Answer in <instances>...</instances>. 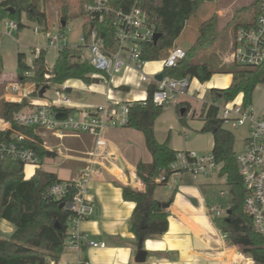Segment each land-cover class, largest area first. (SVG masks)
Listing matches in <instances>:
<instances>
[{
    "label": "trees",
    "instance_id": "1",
    "mask_svg": "<svg viewBox=\"0 0 264 264\" xmlns=\"http://www.w3.org/2000/svg\"><path fill=\"white\" fill-rule=\"evenodd\" d=\"M213 0H140L139 6L146 14V20L155 31L160 33L156 42L145 41L140 45L142 59L160 60L168 56L174 48L175 40L184 29L186 21L196 12L204 2ZM80 2V12L86 16ZM8 7L14 8L10 13ZM67 2L63 0L61 11L65 21ZM250 19L240 25L251 24L258 14L257 0H251L248 4ZM25 12L29 21L44 24L46 14L35 0H7L1 8V15L10 17L19 23L20 13ZM87 23L83 24L84 32ZM107 31L111 39L112 28L101 26ZM104 33L105 36H107ZM222 35V30L217 26V17L211 16L198 25V35L192 45L184 50L185 54L178 59L173 66H164V76L173 78H197L200 82L210 79L214 73L231 74V82L225 88H211V100L223 98L229 100L238 93L243 94V103L251 104V95L255 86L264 83V64L252 67L236 62L223 63L217 56H208L205 59H196L195 53L200 49L211 48ZM1 66V58H0ZM48 74L46 78L44 75ZM79 79L85 83L99 82L105 76L96 70L92 64L82 58L80 45L71 47L63 45L56 51V57L51 66L46 65L45 51L41 50L35 55L31 64L25 61V54L17 55V67L15 80L20 83L30 82L35 90L43 85H59L67 79ZM155 84L147 87L145 99L132 100L129 110V118L126 127L140 131L144 137V143L151 155L149 162L138 161L136 164V176L146 185L145 190L135 189L130 185L122 186L123 198L135 203L130 218V229L136 240L161 235L168 229V213L153 197L154 189L158 185H165L170 175L181 172L179 168H172L170 164L176 159L178 152L168 145V140L159 141L154 132V121L161 113L163 106L152 101V92ZM27 105L24 97L20 101L1 100L0 119L12 122L13 116ZM180 124L186 125L187 113L190 104L181 101L174 105ZM184 111L180 114V109ZM195 112L191 114L193 117ZM198 116L202 119L201 132H211L213 135V148L211 155L219 165V175L225 178L229 187L230 222L224 220L221 231L225 234V242L228 246L239 248L240 252L250 257L258 264L264 263V237L257 233L253 227L251 217L245 212L243 198L244 187L238 171L233 150L234 136L226 129L223 121L218 116L216 106L204 102L201 105ZM0 139L15 140V136L8 131L20 132L24 137L21 143L33 149L40 158V163L46 156V148L42 138L34 131L19 128L0 121ZM34 139V140H33ZM37 140V141H36ZM25 164L19 160L5 157L0 159V219L8 221L14 229L9 238H0V264H45L48 260H54L58 264V258L63 251L64 240L67 236L68 224L73 212L67 207L75 190L71 189L65 196L54 198L48 194L53 183L61 181L56 173L37 168L29 178H24ZM158 179V180H157ZM64 203L61 206V203ZM252 264V262H251Z\"/></svg>",
    "mask_w": 264,
    "mask_h": 264
},
{
    "label": "built area",
    "instance_id": "2",
    "mask_svg": "<svg viewBox=\"0 0 264 264\" xmlns=\"http://www.w3.org/2000/svg\"><path fill=\"white\" fill-rule=\"evenodd\" d=\"M6 1L0 0V35L19 29V23L16 20L1 15V8ZM139 3L140 0H82V9L88 21L86 31L80 38V46L87 49L88 55L82 54V58L87 59L96 70L105 76V79L119 73L123 66L142 71L147 62L141 57L140 45L145 41H153L156 31L147 22L146 14ZM257 3L259 11L253 22L240 25L235 29L226 62H236L252 67L264 64V0H257ZM108 24H111L112 28L111 39L107 31L101 28ZM34 31L39 33L40 29L34 27ZM45 34L47 45L31 50L34 55H38L41 50L46 52V50L54 49L57 51L63 46L60 44L63 35ZM184 54V50L173 48L168 56L162 59L163 67L175 65ZM153 75L143 72L141 80L144 82L149 80L155 84L152 92V101L155 104L175 105L181 101V96L188 93L191 78H173L163 75L161 80H156ZM44 76L47 78L48 74ZM21 87V83L16 80L8 82L6 86L12 93L19 91ZM207 104L217 107L218 116L223 124L229 121L235 125L248 122V132L244 139L243 149L238 153L235 152V159L245 190L244 210L251 217L255 231L264 237V111L256 116L251 104L243 103L241 92L232 99L216 98ZM131 105L132 100L108 98L100 104L80 106L71 100L67 87L59 84L54 88V97L49 98L47 103L32 104L31 109L16 112L13 121L9 122L21 127L45 130L58 137L86 136L91 139V147L85 152L84 165L79 174L76 177L53 183L48 190V194L54 198H61L71 189L75 190L67 205L73 212V216L68 224L63 249L79 251L86 245L105 246L104 242H95L87 234L78 231L75 225L77 221L87 218L93 212V205L88 197V187L97 168L112 164L114 158L105 133L112 128L126 125ZM58 111L66 112V116L57 118L55 114ZM11 134L15 136V140L0 139V159L11 157L24 164L38 166L40 164L38 154L21 143L25 136L19 133ZM170 166L187 170L194 175L212 174L218 169V164L214 162L211 154L195 151L178 152ZM176 174L177 172L172 173L169 179ZM220 194L223 195L224 192L221 191ZM211 211L216 216L223 215V210L220 208L213 207ZM219 236L225 242V234L222 231H219ZM230 253L242 255L240 251L232 247ZM251 262L258 264L253 260ZM45 264H55V261L48 260ZM72 264L92 263L88 259L78 258ZM225 264L244 263L232 258Z\"/></svg>",
    "mask_w": 264,
    "mask_h": 264
},
{
    "label": "crops",
    "instance_id": "3",
    "mask_svg": "<svg viewBox=\"0 0 264 264\" xmlns=\"http://www.w3.org/2000/svg\"><path fill=\"white\" fill-rule=\"evenodd\" d=\"M82 54H84L83 49ZM33 57L28 61V64H31ZM162 69V59L149 60L144 65L141 74L143 72L149 75L154 74V78L157 73L162 72ZM138 72L139 70L133 67H126L117 75H113L109 80L110 83L108 81L104 85L102 84L104 79L99 82L85 83L72 78L65 80L62 85L64 84L67 87L69 96L73 95L70 97L71 100L80 106L100 104L108 98H117L123 101L143 99L146 98L147 87L152 81L146 83L144 91V81L141 80V74L139 75ZM231 78L232 76L229 73H214L205 82H200L194 77L190 82V85L192 83L191 91L196 90L197 94L187 93L181 96L180 99L190 104L189 112L193 113L196 107L189 98L200 100L201 105L204 102L207 103L211 100L210 89L227 87L231 82ZM21 86L19 91L7 92L5 99L20 101L25 97L27 105L22 110L31 109L32 104H45L48 102L49 97L44 95L39 97L37 92L36 95L31 94L35 90L33 83H25ZM54 87L56 88L58 85H54ZM134 89H137L138 92L133 95L131 92ZM74 91L77 93L74 94ZM81 91L85 93L84 96L79 93ZM95 95L100 97L96 98ZM206 96L209 97L208 100ZM0 121L19 128H26L6 122L3 119H0ZM202 125L203 121L201 119L199 123L188 126L194 131H200ZM178 126L183 134V142L177 141L169 132L166 134L167 128L177 129ZM184 126L180 124L173 105V107L164 108L156 117L154 132L159 141L167 139L168 145L176 151L211 153L213 148L212 133L197 132L189 137V133H186ZM26 129L34 130L42 138L43 144L50 146L54 142H61L65 147L64 150L81 153L77 156L66 154L65 157L81 162L77 172L79 174L84 165L85 152L91 147L89 137H58L52 133L39 132V129ZM6 131L13 134H22L17 131ZM105 136L110 151L114 155L112 164L97 168V172L88 187V197L93 205V212L87 218L77 221L75 225L78 231L87 234L95 242H104L105 246L92 247L86 245L79 251L63 249L58 258V264H72L78 258L88 259L92 264H132L135 262L134 258L139 243L130 229V218L135 203L123 198L122 186L130 185L135 189L145 190L146 185L142 184L136 176V164L140 160L149 162L151 155L145 146L143 134L134 128L126 126L112 128L106 131ZM37 168L33 166L30 176L24 175V178L29 179ZM45 170L56 173L62 180L74 177L71 176L69 170L59 166L58 170L64 176H59L56 170ZM218 171L219 165L218 169L212 174L194 175L187 170H183L171 177L163 189L158 187L154 189L153 197L161 205L167 204L165 209L168 213V229L161 235L143 241L142 247L147 251V256L144 262L137 264H225L232 258L240 263L244 258H247L243 254L239 256L229 255L231 246L223 242L219 236V231H221L223 225L220 228L215 225L216 220L222 217L216 216L211 208H220L218 205L219 197H223L226 193L221 188V184L225 183V178L220 176ZM221 191L224 192L223 195L220 194ZM12 231L13 229H11ZM214 253L217 258L213 256ZM249 259L251 260V258Z\"/></svg>",
    "mask_w": 264,
    "mask_h": 264
},
{
    "label": "rangeland",
    "instance_id": "4",
    "mask_svg": "<svg viewBox=\"0 0 264 264\" xmlns=\"http://www.w3.org/2000/svg\"><path fill=\"white\" fill-rule=\"evenodd\" d=\"M67 2V9L65 11V25L62 26L61 22L63 19V13L61 11V4L63 0H35L38 7L45 12L46 21L44 24H39L38 22L29 21L25 15V12L20 13V22L23 24V27L20 29L11 30L8 34L3 33L0 35V58H1V66H0V101L5 99V94L10 93V90L6 88L7 82L15 81L16 78V67H17V55L19 52H24L25 61L28 63L30 59L34 56L31 52L34 48L45 47L47 45L46 34L53 36L56 34H61L64 37L60 39V44L68 45L71 47H75L81 45L80 38L83 34V24L87 22L86 16H84L80 12V2L79 0H65ZM251 0H213L211 2L202 3L196 12L186 21L184 29L181 34L175 40L174 47L181 49H188L193 41H195L198 35V25L215 15L217 17V26L222 30V35L216 41V43L209 49H200L195 53L196 59H205L208 56H217L221 62H226L229 51H230V42L233 38L235 27L239 25L243 21H248L250 19V13L248 10V4ZM34 27L40 29L39 33L34 31ZM83 53L85 56L88 55V51L85 47H82ZM56 57V50L49 49L45 52V61L49 66ZM126 68L122 67V70ZM137 72V71H135ZM141 70H139V75L141 74ZM122 73V72H121ZM120 73V74H121ZM119 74V75H120ZM117 75V73L115 74ZM132 75V73H131ZM133 76V75H132ZM109 79L103 80L104 83H107ZM149 80L144 82L143 89L145 91V85ZM30 83V82H25ZM25 83H21L24 85ZM110 83V81L108 82ZM192 83L189 87L188 93L192 95H196V90L191 91ZM54 84L51 85L48 89H46L44 96L52 98L54 97ZM138 90L134 89L131 94L137 93ZM77 92L74 91V94ZM81 96H84V92H79ZM129 94V96H131ZM73 96V95H72ZM70 96V97H72ZM96 98H99V95H95ZM208 96L206 99L208 100ZM189 100L196 107L195 115L192 117L191 114H187L186 122L187 125L184 126V130L186 133H189V137L192 134L201 131H194L189 128L188 125H194V123H199L201 118L198 116L200 112L201 101L195 98H189ZM251 106L254 109V114L259 116L264 111V83H259L255 86L252 95H251ZM173 107V104H164L163 108ZM162 112V111H161ZM224 127L230 130L234 136L233 142V150L238 153L243 149L244 139L248 132V122H244L241 125H235L233 122H225ZM44 133H50L48 131H41ZM170 133L171 136L177 139V141L183 142V134L181 129L178 128H167L166 134ZM46 150H53L57 152L56 156H45L42 162L36 166L43 170L51 169L56 170L59 176H64V174L58 170V166L60 168H65L69 170L71 176L76 177L78 174V167L81 165V162L76 159H66V154L68 155H81V153H74L70 151L64 150L65 147L63 144L55 143L50 146L43 144ZM47 147L51 148L48 149ZM205 154H210L205 153ZM74 158V157H72ZM66 159V160H65ZM32 167L29 164H25L24 167V175L30 176ZM159 189H163L165 185H158ZM221 188L226 192L223 197H219L218 201L219 207L223 210V215L219 220L217 219L215 225L220 228L221 225L224 224V220L227 217V209L230 204L231 194L229 191V187L226 183L221 184ZM11 229H14L13 225L8 223L7 221L0 219V238H9L11 235ZM232 249L240 251L239 248L231 246ZM229 255L238 256L237 254L230 253ZM215 258V253L213 254ZM246 256V255H244ZM244 263L250 264V259L245 258L243 260Z\"/></svg>",
    "mask_w": 264,
    "mask_h": 264
},
{
    "label": "water",
    "instance_id": "5",
    "mask_svg": "<svg viewBox=\"0 0 264 264\" xmlns=\"http://www.w3.org/2000/svg\"><path fill=\"white\" fill-rule=\"evenodd\" d=\"M8 9H9L10 13H14V11H15L14 8H12V7H8ZM61 24H62V26H64L65 25V21L62 20ZM159 36H160V33L155 32L154 35H153V42H156L157 39L159 38ZM162 77H163V73L162 72H159V73H157L154 76V78L156 80H161ZM48 88H49V85L48 84L43 85L40 89L37 90V95L39 97H43L44 92ZM183 111H184V109L181 108L180 109V114H182ZM55 116L57 118H64L66 116V112H64V111H58V112H56ZM56 155H57V152H55L53 150H46V156H56ZM60 205L63 206L64 203L62 202ZM161 206L163 208H165L167 206V204L164 203ZM226 213H227V216H228L230 214V209H227ZM225 222L229 223L230 222V218L229 217H226L225 218ZM142 244H143V240L140 239L139 240L138 249H137V252H136V255H135V258H134V261L136 263H142V262H144L145 259H146V256H147V251L142 247Z\"/></svg>",
    "mask_w": 264,
    "mask_h": 264
},
{
    "label": "bare ground",
    "instance_id": "6",
    "mask_svg": "<svg viewBox=\"0 0 264 264\" xmlns=\"http://www.w3.org/2000/svg\"><path fill=\"white\" fill-rule=\"evenodd\" d=\"M244 259H245V258H244ZM244 259H243V260H244ZM242 263H244V262L242 261ZM244 264H247V263H244ZM250 264H251V260H250Z\"/></svg>",
    "mask_w": 264,
    "mask_h": 264
}]
</instances>
